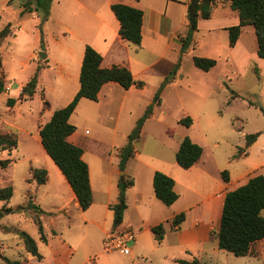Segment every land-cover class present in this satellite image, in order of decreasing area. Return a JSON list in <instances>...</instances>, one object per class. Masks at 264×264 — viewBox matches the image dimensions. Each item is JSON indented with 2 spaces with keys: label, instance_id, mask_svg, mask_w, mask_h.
<instances>
[{
  "label": "crops",
  "instance_id": "obj_1",
  "mask_svg": "<svg viewBox=\"0 0 264 264\" xmlns=\"http://www.w3.org/2000/svg\"><path fill=\"white\" fill-rule=\"evenodd\" d=\"M9 1L7 0V6H9ZM190 1L54 0L51 6V16L47 24L53 19L57 23L58 31L51 32V42L54 46L60 45L62 59H57L49 44H46V59L32 63V67L35 70L39 65L44 66L39 76L37 89L41 88L44 92L46 91L42 86L47 87V82L52 83L51 80H46V77L56 69L57 75L61 76V79H63L62 83L68 90L63 97L66 102L60 108L68 105L80 89V72L86 45L92 46L101 53L103 56V68H111L116 65L127 67L131 70L137 82L142 81L147 84L153 81L156 84L155 88L158 89L165 81L169 70L176 65L182 55L181 38L186 36L188 30L187 3ZM114 4H124L143 10L142 42L139 48L121 39L119 35L120 22L111 8ZM225 7L230 8L228 4L219 3L214 7L210 19H199L198 31L202 27H206L205 29L208 32L218 35L220 31L228 32L227 28L238 25L239 17L235 11L232 13L235 12L237 16L230 13L227 14L226 18L222 14L218 18V10ZM228 16H232V19L228 18ZM246 34L250 36L251 49L243 40V36ZM45 36L47 35L45 34ZM46 43H48V40ZM212 43L211 53L204 54L203 57L217 60V65L224 58L226 62L234 65L242 72L250 70L252 66L258 68L261 76L258 78L260 100L257 104L252 101H243L245 106L255 108L258 117L260 115L263 116V118H258L259 120L264 119V115L260 110V106L264 107V59L259 58L257 54L258 42L255 29L252 26L244 27L234 47H231L228 42L229 52H225L224 45L220 44L218 37L214 38ZM38 45H36L35 49ZM193 51V48L188 50L189 53ZM217 65L210 71L203 72L211 75L210 73ZM182 66L183 61L179 69L181 72H177V76L167 87L184 81L185 75ZM123 90L118 83L109 82L102 87L99 93V100L94 103L101 104L105 102L111 105L114 102L115 94L122 93ZM137 90L138 88L133 86L125 91L129 93ZM233 97L232 101L228 103V107L239 99L236 94ZM84 100L82 99L80 102ZM199 113L211 126L216 125L218 134L212 138L208 133L210 140L213 142L210 146L204 147V144L190 133V138L193 142L203 148V156L198 163L188 170L178 165L176 157L174 161L172 159L168 161L162 159L148 160L144 157L143 152L139 153L137 150H135L134 157L130 159L133 162H130V160L127 162L124 172H121L119 168L120 151L114 156L117 159V166L114 167L112 165L108 169L104 163V155L100 152H87L76 130L69 137V140L83 148V159L89 165L93 204L88 210H81L70 184L59 168H53L56 180L53 179V173L46 169L48 171V180L45 185L38 187L36 182L28 183L33 188V204L40 208L39 212H42L44 209L41 207L40 198L38 197L40 187L45 186L46 188L41 199L47 195L52 197L55 193L51 195L49 194L50 192L46 191L51 189L48 187L53 182H58L61 188L55 187L52 191H57V195L53 196V199L58 200L57 196H60V199L58 204H52V206L56 211L64 213V215L58 214L56 217H50L49 224L44 222V214L42 213L41 219L47 241H38L42 259L30 260L29 264H88L93 255L99 257L101 264H114L118 255L116 253L118 252L107 254L102 248V242L107 234L112 231L137 230L135 248L140 243L143 232L141 227H145L144 232L154 237L151 230L152 227L163 222L150 224L146 221L143 212L148 211L149 214H152L155 210H169L171 214L165 222L171 221L181 212L180 208H176L177 203L182 198L178 191L181 185H186L190 192L196 193L195 195L201 198V201L194 206L197 211L194 213L195 217L189 228L183 232H180L181 228L178 230L171 228L177 234V248H173L170 260L191 262L194 256H200V254L207 252L209 248L207 249L205 245L209 246V244L206 242V229L210 224L221 218L227 193L245 185L255 176H264V123L262 124L261 121L258 122L257 120L251 122V119L247 117H234L228 129L219 125L220 115H210L203 110ZM260 122L261 125H258ZM189 131L191 132V130ZM87 132L85 133L88 134ZM255 133H259V136L247 147V135ZM205 137L207 138L206 135ZM240 149L245 151L240 157L235 158ZM131 163H136V166L132 167ZM35 169L45 168L35 167ZM156 171H161L175 180V191L179 195V199L170 207L165 206L155 195L153 177ZM224 171L228 172V181L223 179L222 172ZM111 175L128 177L134 181V185L127 190L128 207L124 213L123 223L117 228L113 226L114 211L112 206L118 201L119 180H117V177L111 180ZM185 181H188V184H185ZM132 207H135L134 211L137 212L141 220L135 221L131 218ZM58 217H63V221H59ZM84 227L93 228L92 234L80 235V229ZM216 244L218 246L217 242ZM91 246L93 247L91 248ZM256 246H259V250H256L258 255L253 258L264 260V240L256 244ZM81 247L82 254H78ZM90 249L95 250L94 253H91L93 254L92 256L88 253Z\"/></svg>",
  "mask_w": 264,
  "mask_h": 264
},
{
  "label": "rangeland",
  "instance_id": "obj_2",
  "mask_svg": "<svg viewBox=\"0 0 264 264\" xmlns=\"http://www.w3.org/2000/svg\"><path fill=\"white\" fill-rule=\"evenodd\" d=\"M10 1L9 6H7V0H0V31L8 23L12 26L11 36L0 45V63L2 62L0 78L2 76L4 84V92L0 93V135L16 137L18 146L13 150L0 149V160H11L8 168H0V190L8 186L13 188V197L10 201L0 200V211L3 213V218L0 220V264H7L3 259L4 257L10 260H18L22 264H29L30 260L38 259L27 251L21 232L28 233L38 244V241H43L38 232L35 218L38 217L42 222L41 215L43 213L44 222L49 224L50 217H56L58 214L64 215L63 212L56 211L52 206V204H58L60 199V196H57L58 200H54L53 196L57 195V191H52L55 187L61 188L58 182H53L48 187L51 188V191H46L50 192L51 195L55 193L52 197L47 195L41 199L46 188L44 186L39 189V203L45 212L43 210L39 212L28 207L21 210L20 207L27 206L29 200L34 202L33 188L28 185L30 182H35L32 179V169L35 167L45 168L53 173V179L56 180L53 168L58 167L44 150L40 141L39 130L49 121L53 111L64 105L66 100L63 97L68 90L55 69L46 77V80H51L52 83L47 82V87L42 86L46 90L45 92L40 88L36 89L35 95H37H34L32 99L21 96L22 88L36 71L32 67V63L46 59L39 55L40 52L46 53V44H49L50 49L55 53L54 56L59 60L62 59L61 47L60 45L54 46L51 42V32L58 31L55 19L47 24L51 12L49 19L44 22L42 15L36 12L25 13L20 16L24 0ZM232 12L230 8H220L217 13L218 18L221 14L225 18L227 14H236ZM228 18L232 19V16H228ZM41 28L44 34V48H41ZM205 28L202 27L193 37L194 43L191 48L194 51L192 53L186 52L180 57L181 62L183 61L184 81L177 85L165 87L161 93V104L159 106L154 105V115L152 114L147 120L140 141L135 144V150L139 153L143 152L144 157L148 160L162 159L168 161L172 159L174 161L180 142L184 137H190V133L202 142L204 147L210 146L213 141L210 140L209 136L213 138L218 134V130L216 125L211 126L199 115L201 110L210 115H220L219 125L228 129L234 117H247L251 119V122L257 120L258 122L261 121L262 124L264 123V119H258L263 118V116L258 117L255 108L245 106L243 101H252L257 104L260 100L258 78L261 76L256 66L242 72L222 58L217 67L210 73L211 75H207L194 66L193 57H203L204 54L211 53L212 40L216 37H218L220 44L224 45L225 52H229L228 32L220 31L218 35H213ZM55 34L57 33L55 32ZM47 40L48 43H46ZM243 40L251 49L249 34L244 35ZM37 44L39 45L35 49ZM187 53L189 54L187 55ZM174 69L175 66L169 70L167 77L171 76ZM179 69L176 71L181 72ZM176 76L177 73L174 78ZM55 80H57L56 83H54ZM155 86L156 84L150 81L143 88H138L136 92L130 91L128 93L123 90L122 93L120 92L121 94H115L114 102L111 105L105 102L98 104L85 99L79 102L76 111L71 116L70 122L76 127L87 152L102 153L108 169L112 165L117 166V159L114 156L127 144L128 137L137 121L153 103L155 94L160 88L156 89ZM234 94L238 95L239 99L228 107V103L232 101ZM10 98L16 99V103L12 107L7 104ZM44 101L49 104L46 105ZM188 116L194 120L191 127H186L180 123L181 119ZM261 122L258 125H261ZM86 131L88 134L85 133ZM157 161L159 162V160ZM131 164L132 167L136 166V163ZM114 177H117L119 182L122 179L121 176L111 175V180ZM185 184H188V181H185ZM178 191L182 198L177 203L176 208H180V213L183 212L187 216L186 222L180 226V232H183L192 224L195 217L194 213L197 211L194 206L200 203L201 198L195 195L196 193L190 192L186 185L179 186ZM134 210L135 207L131 210V218L135 221L141 220ZM170 214L171 211L169 210H155L152 214H149L148 211L143 212L148 223L163 222L164 240L159 244L155 236L145 233V227H141L143 232L138 246L135 248L136 243L130 242L128 246L131 247L132 253L130 255L116 253L118 255L114 264H179L176 263L178 260H170L173 248H177V234L171 229V221L165 222ZM58 219L63 221V217H58ZM219 222L220 218L206 229V242L209 246L206 244L205 247L209 248L208 251L200 254V256H194L191 262L197 260L198 264H264L263 259L259 260L248 256L237 257L232 253L220 250L216 244ZM92 230L91 227H84L80 229V235H91ZM133 231L138 234L137 230ZM41 248L44 249L43 246ZM94 251V249H90L88 253L91 254ZM78 254H82V247L79 248Z\"/></svg>",
  "mask_w": 264,
  "mask_h": 264
},
{
  "label": "trees",
  "instance_id": "obj_3",
  "mask_svg": "<svg viewBox=\"0 0 264 264\" xmlns=\"http://www.w3.org/2000/svg\"><path fill=\"white\" fill-rule=\"evenodd\" d=\"M54 0H24L20 16L25 13L36 12L42 15V20L47 21L50 16L51 6ZM138 1V0H136ZM11 1L8 2L10 4ZM228 4L232 11L237 12L239 24L227 28L229 32V44L234 47L246 26H252L255 29L258 49V57L264 59V0H191L187 3V20L188 30L182 41V54L188 52L193 44V37L198 31L199 19H210L214 7L219 4ZM112 11L120 22L119 35L121 39L137 48L142 42V27L144 12L143 10L127 6L124 4L112 5ZM11 24L8 23L0 31V45L12 34ZM41 48H44V34L41 28ZM103 56L92 46L86 45L84 59L80 72V89L74 96L73 100L63 108L53 112L50 120L40 127L39 136L41 144L47 155L52 159L60 169L67 182L70 184L81 210H88L93 204V190L90 183L89 165L83 159V148L73 144L69 137L76 131V127L70 122L71 116L76 111L79 102L82 99H88L94 102L99 100V93L102 87L109 83H118L124 90L131 87L143 88L145 83L137 82L130 69L124 66H113L111 68L102 67ZM193 63L198 69L208 72L217 65V60L213 58L194 56ZM181 65V58L175 65V69L170 77H166L160 88L155 94L153 103L147 108L144 115L137 121L136 126L128 137L127 144L120 150L119 168L121 172L126 169L127 162L135 155V144L140 141L143 128L147 120L152 116L154 105L161 104V93L165 87L174 79ZM2 68V62L0 63ZM44 66H38L34 75L28 80L22 88L21 96L32 99L36 93L39 83V76ZM4 92L2 76L0 78V93ZM46 105L49 103L44 101ZM16 103V99L10 98L7 101L9 107ZM264 115V108L260 106ZM180 123L186 127H191L193 119L188 116L180 120ZM259 136V133L247 135V147L250 146ZM18 146L17 138L12 135H0V149L13 150ZM245 150L240 149L235 158L242 155ZM203 156V148L193 142L186 136L181 141L180 147L176 153V162L178 165L188 170L198 163ZM11 160H0V168L6 169L10 166ZM32 179L38 186L45 185L48 180V171L46 169H32ZM223 179L228 181V172H222ZM134 185L133 180L122 177L119 182V196L116 204L112 206L114 211V228L123 223L124 213L128 207L127 190ZM175 180L170 176L157 171L153 177V186L157 199L165 206H172L178 199L179 195L175 191ZM13 197V188L11 186L0 190V200L10 201ZM33 208L39 211L29 200L27 206L20 207ZM41 212V211H40ZM264 176L258 175L251 178L245 185L227 193L219 228L216 233L218 248L222 251L232 253L237 257H256L259 242L264 240ZM3 213L0 211V220ZM186 220L185 213L177 214L171 220L173 230H178ZM35 222L38 232L43 242L47 241L44 232V226L41 220L36 217ZM152 233L156 241L160 244L164 240V224L160 223L152 227ZM27 251L38 260L42 259L39 247L25 231L21 232ZM7 264H22L18 260H10L4 257ZM179 264H198L197 260L188 262L178 260Z\"/></svg>",
  "mask_w": 264,
  "mask_h": 264
},
{
  "label": "built area",
  "instance_id": "obj_4",
  "mask_svg": "<svg viewBox=\"0 0 264 264\" xmlns=\"http://www.w3.org/2000/svg\"><path fill=\"white\" fill-rule=\"evenodd\" d=\"M136 233L131 230H123V231H112L104 238L102 242L103 251L107 254L111 253H121L124 255L131 254V247L128 246L130 242H135L136 240ZM88 264H101L99 257L94 256L90 258Z\"/></svg>",
  "mask_w": 264,
  "mask_h": 264
},
{
  "label": "water",
  "instance_id": "obj_5",
  "mask_svg": "<svg viewBox=\"0 0 264 264\" xmlns=\"http://www.w3.org/2000/svg\"><path fill=\"white\" fill-rule=\"evenodd\" d=\"M39 55L41 56V58H46L47 57V53H45V52H40Z\"/></svg>",
  "mask_w": 264,
  "mask_h": 264
},
{
  "label": "bare ground",
  "instance_id": "obj_6",
  "mask_svg": "<svg viewBox=\"0 0 264 264\" xmlns=\"http://www.w3.org/2000/svg\"><path fill=\"white\" fill-rule=\"evenodd\" d=\"M88 133V132H87Z\"/></svg>",
  "mask_w": 264,
  "mask_h": 264
}]
</instances>
